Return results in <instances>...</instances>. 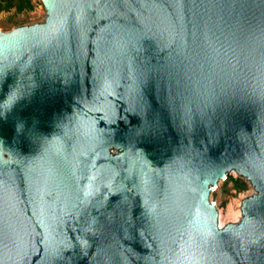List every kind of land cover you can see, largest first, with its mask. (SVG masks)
Wrapping results in <instances>:
<instances>
[{
	"label": "water",
	"instance_id": "95a60500",
	"mask_svg": "<svg viewBox=\"0 0 264 264\" xmlns=\"http://www.w3.org/2000/svg\"><path fill=\"white\" fill-rule=\"evenodd\" d=\"M41 1L0 30V264H264V0Z\"/></svg>",
	"mask_w": 264,
	"mask_h": 264
},
{
	"label": "rangeland",
	"instance_id": "374dc122",
	"mask_svg": "<svg viewBox=\"0 0 264 264\" xmlns=\"http://www.w3.org/2000/svg\"><path fill=\"white\" fill-rule=\"evenodd\" d=\"M21 0H12L13 6L0 12V30L8 31L12 28L42 21L45 17V8L41 0H30L32 7H24L21 11L17 10ZM26 3V0H23ZM254 193V188L241 177L236 175L218 194L215 200V207L222 212L227 223L237 222L239 218L234 219L227 215L229 204L234 211L240 209L241 201L244 197ZM227 215V216H226ZM229 217V218H228ZM234 219V220H233Z\"/></svg>",
	"mask_w": 264,
	"mask_h": 264
},
{
	"label": "trees",
	"instance_id": "16d2710c",
	"mask_svg": "<svg viewBox=\"0 0 264 264\" xmlns=\"http://www.w3.org/2000/svg\"><path fill=\"white\" fill-rule=\"evenodd\" d=\"M13 2L12 0H0V12L4 9H9L13 6ZM24 7H28L31 8V2L30 0H26V3H24L23 0L20 1V4H18L17 6V10L21 11Z\"/></svg>",
	"mask_w": 264,
	"mask_h": 264
},
{
	"label": "bare ground",
	"instance_id": "6f19581e",
	"mask_svg": "<svg viewBox=\"0 0 264 264\" xmlns=\"http://www.w3.org/2000/svg\"><path fill=\"white\" fill-rule=\"evenodd\" d=\"M232 205L229 204L227 215L237 220V218L241 217V205H239L240 209L238 211H234ZM218 215L221 216L226 221V219H225L224 215L222 214V212H219Z\"/></svg>",
	"mask_w": 264,
	"mask_h": 264
}]
</instances>
